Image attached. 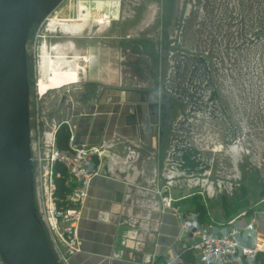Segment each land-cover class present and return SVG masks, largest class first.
<instances>
[{"label":"rangeland","instance_id":"374dc122","mask_svg":"<svg viewBox=\"0 0 264 264\" xmlns=\"http://www.w3.org/2000/svg\"><path fill=\"white\" fill-rule=\"evenodd\" d=\"M103 1L64 0L27 42V54L34 65L30 125L40 218L46 223L49 216L52 144L55 148V135L66 125L57 123L56 117L71 107L81 111L83 95L91 89L88 83L97 92L104 85L93 80V73L107 74L103 68L110 63L119 77L115 83L126 87L134 84L137 89L149 85L177 102V118L169 133L170 150L188 178L206 181L200 188L203 194L189 200L190 210L194 203H201L217 222L249 211L262 218L264 0H206L202 19L196 22L193 13L188 21L187 37L179 34V22L169 43L162 42V0H111L120 3L117 9ZM91 8L101 11L92 12ZM58 19L81 23L84 29L80 28L81 33L73 27L63 31ZM216 20L230 35L234 32V41H208ZM199 31L204 40L197 43ZM83 46L91 59L86 58ZM152 98L156 99L155 92ZM205 184L213 185L212 195Z\"/></svg>","mask_w":264,"mask_h":264},{"label":"crops","instance_id":"0c3cea01","mask_svg":"<svg viewBox=\"0 0 264 264\" xmlns=\"http://www.w3.org/2000/svg\"><path fill=\"white\" fill-rule=\"evenodd\" d=\"M103 2L114 4L115 9L120 4ZM119 12H114V18ZM81 27L74 26V32L81 33L84 29ZM85 48L86 58L91 59ZM112 68L110 63L103 68L107 74L93 73L96 77L93 80L104 85L97 92L88 83L92 91L82 99L81 111L71 107L56 117L57 123L66 124L73 144L96 145L104 150L98 175L91 179L80 209L77 223L80 252L69 256L60 243L58 252L65 257L63 264H162L164 255L179 249L183 241L178 213L192 211L191 198L203 194L200 188L206 181L187 177L179 159L174 160L170 136L163 141L149 123L143 91L134 88V84L126 87L115 83L119 77H115L117 71ZM130 116L134 123L127 120ZM205 185L208 195H212L213 185ZM158 191L175 200L174 209L161 208ZM201 205L204 223L225 224L236 217L214 221ZM243 213L254 216L261 226L256 224L258 230H264V216L259 219L256 211ZM191 259L189 255L184 257L186 262Z\"/></svg>","mask_w":264,"mask_h":264},{"label":"water","instance_id":"95a60500","mask_svg":"<svg viewBox=\"0 0 264 264\" xmlns=\"http://www.w3.org/2000/svg\"><path fill=\"white\" fill-rule=\"evenodd\" d=\"M64 0H0V261L63 264L38 214L30 96L32 33ZM181 0H162L163 25L174 32ZM127 120L134 123L130 116ZM153 122V121H152ZM157 123V122H156Z\"/></svg>","mask_w":264,"mask_h":264},{"label":"built area","instance_id":"2783aa9c","mask_svg":"<svg viewBox=\"0 0 264 264\" xmlns=\"http://www.w3.org/2000/svg\"><path fill=\"white\" fill-rule=\"evenodd\" d=\"M103 151L101 146L75 145L72 138L64 151L52 144L50 161L65 166L71 185L65 208H58L55 203L53 183L47 190L49 216L45 224L62 263L65 257L59 255L58 243L65 246L69 256L80 252L77 233L80 209L91 179L98 175ZM158 193L161 208L174 209L175 200L167 193ZM178 222L183 241L179 249L164 255L162 264H264V233L258 230L254 216L242 213L225 224H214L204 223L197 213L188 211L178 213ZM186 255L192 257L189 262L184 260Z\"/></svg>","mask_w":264,"mask_h":264},{"label":"flooded vegetation","instance_id":"af4514ba","mask_svg":"<svg viewBox=\"0 0 264 264\" xmlns=\"http://www.w3.org/2000/svg\"><path fill=\"white\" fill-rule=\"evenodd\" d=\"M204 1H206V0H181V7H180L179 16H178V19L176 22L174 32H172L171 34L168 31V25H165V26L163 25L162 16H161V28L160 29H161V33H163L165 35V37L162 39V42L163 43H167V42L169 43V41L174 38V36L177 32L179 22H180L179 34H181L184 38H185V35L187 37V33H188L187 24L189 23L188 21L192 17L193 13H194L196 22L199 21L200 19H202L201 12L203 11ZM214 1L218 2V0H214ZM90 5H91V3H89V6ZM93 9H95V8H93ZM93 9L91 8L92 12L93 11H101V10H98L97 8L95 10H93ZM214 11L216 12L215 17L218 18V16H217L218 10L215 9ZM101 18H103V17H101ZM215 23H216L215 25L211 26L212 28H214V31H212L211 27H210V31H209L210 35H207L208 41L213 42L215 39H217V41L221 40V41L227 42L228 39H230V40L234 39V32H233V36H232L229 34V31L225 27H223V24L219 20H216ZM199 25H201V24H199ZM242 25H243V27L245 26L244 21H242ZM215 26H217V29ZM219 27H221V30L218 32ZM197 28L198 27H196V31H197ZM232 28H234V26H232ZM262 32L264 33V29ZM225 33H226V35H224ZM195 36H196L195 38H196L197 43H199V41L203 42L204 33L199 31V33L196 34ZM212 47H214V46H212ZM214 50H215V47H214ZM138 89L143 91L141 93V95H142V98L147 103L146 111H147L149 123L153 126L154 131L158 133L160 138L163 139V141H166L167 139H169L168 136H169V133L171 131V127L174 124L173 120H176V118H177V116H176L177 111H178L177 102L174 99H171V97L167 94L158 93L156 88L154 90L151 89V87L149 85H146L143 87H138ZM91 91L92 90H90V91L87 90L85 95H87ZM153 92H155V98L156 99L152 98ZM85 95H83V98Z\"/></svg>","mask_w":264,"mask_h":264},{"label":"trees","instance_id":"16d2710c","mask_svg":"<svg viewBox=\"0 0 264 264\" xmlns=\"http://www.w3.org/2000/svg\"><path fill=\"white\" fill-rule=\"evenodd\" d=\"M71 134L67 129L66 125H61L59 130L55 135V148L59 151H64L68 148V143L70 140ZM52 183L54 186L53 197L55 198V203L58 208H65L67 206L66 197L71 191V185L68 182V173L65 166L55 161L52 165ZM193 212L197 213L200 221L203 217L204 208L201 204L194 203Z\"/></svg>","mask_w":264,"mask_h":264},{"label":"bare ground","instance_id":"6f19581e","mask_svg":"<svg viewBox=\"0 0 264 264\" xmlns=\"http://www.w3.org/2000/svg\"><path fill=\"white\" fill-rule=\"evenodd\" d=\"M58 21H59V27H61V29L63 31H66V32L67 31L69 32V30H71L72 27H74V26L81 25V23L80 24H76V23L69 24V23H66V22H62V19H58ZM43 51H45L44 48H43Z\"/></svg>","mask_w":264,"mask_h":264}]
</instances>
